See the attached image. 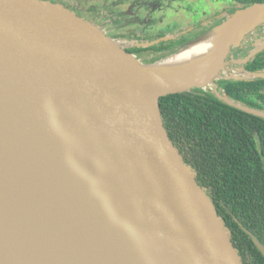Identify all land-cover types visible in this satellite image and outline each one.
I'll use <instances>...</instances> for the list:
<instances>
[{
	"label": "water",
	"instance_id": "water-1",
	"mask_svg": "<svg viewBox=\"0 0 264 264\" xmlns=\"http://www.w3.org/2000/svg\"><path fill=\"white\" fill-rule=\"evenodd\" d=\"M262 25L264 3L250 5L147 64L62 4L0 0V254L14 264H243L209 189L170 139L160 99L209 88L264 119L218 85ZM216 32L208 64L174 81L159 70ZM263 51L255 44L242 66ZM244 72L227 80L264 79ZM8 235L33 262L14 254Z\"/></svg>",
	"mask_w": 264,
	"mask_h": 264
},
{
	"label": "trees",
	"instance_id": "trees-1",
	"mask_svg": "<svg viewBox=\"0 0 264 264\" xmlns=\"http://www.w3.org/2000/svg\"><path fill=\"white\" fill-rule=\"evenodd\" d=\"M217 1L230 4L228 12L207 25L201 34L225 21L234 8L241 10L264 3V0ZM175 27L180 31V25ZM144 33L142 40L130 38L140 40L138 43L154 42L177 34V30L164 33L144 30ZM129 35V32L124 37L118 35V39ZM168 43L160 41L152 48L135 50L158 51L145 61L153 64L179 50L180 47L163 56L159 52ZM245 67L246 72L264 73V51ZM218 85L227 99L264 113V79L222 80ZM160 108L170 139L196 172L198 184L209 189L219 216L232 232L243 264H264V257L247 234H253L264 245V119L226 104L209 88L162 97Z\"/></svg>",
	"mask_w": 264,
	"mask_h": 264
},
{
	"label": "flooded vegetation",
	"instance_id": "flooded-vegetation-1",
	"mask_svg": "<svg viewBox=\"0 0 264 264\" xmlns=\"http://www.w3.org/2000/svg\"><path fill=\"white\" fill-rule=\"evenodd\" d=\"M187 1L188 0H104L102 2V0H96L97 4L90 5L88 1L58 0L53 3L62 4L67 9L75 12L79 17L99 26L103 31L106 30L104 32L112 39H118V35L124 37V35H128L129 32V36L120 39L126 44L124 48L130 51L131 54L136 56L142 63H145L146 60L154 56L158 51L138 52L135 50L136 47L131 43L140 40L134 41L131 40V38L140 37L141 39V37L145 35L144 30H153L158 33H164L169 29L177 30V34H172L167 40V42H170L167 47H163L161 52H159L163 56H166L168 53L175 51L178 47L187 44L189 41L201 35V32H203L207 25L209 26L211 23L216 22L214 20L221 19L223 14H226V11L228 12L230 7V5H226L224 10H221L219 13L218 11L213 13L211 8L217 7L218 4L222 2H218L217 0H190L194 2V4L198 2L200 8H197L198 19L189 22L186 17L193 16L190 14L189 7H194V4L184 3ZM201 3H204V5H201ZM173 14L180 15V17L183 18V23L176 20L173 21L171 18ZM211 14H213V16H210ZM132 15L134 16L130 17ZM175 25L181 26L180 31H178L179 28L175 27ZM136 28L139 30H136ZM242 68L244 71L246 70L245 65H243Z\"/></svg>",
	"mask_w": 264,
	"mask_h": 264
},
{
	"label": "bare ground",
	"instance_id": "bare-ground-1",
	"mask_svg": "<svg viewBox=\"0 0 264 264\" xmlns=\"http://www.w3.org/2000/svg\"><path fill=\"white\" fill-rule=\"evenodd\" d=\"M219 32L212 33L200 42L188 47L181 53L175 55L174 57L168 59L159 66V70L164 74V76L169 80H179L184 76H188L193 70H196L200 66L208 64L211 60L213 53L215 52V46L212 44L208 45L206 43H211L212 40L217 39ZM11 241V247L15 255L19 257L25 263L33 262L31 257L30 249L26 248L20 242L16 240L20 239L19 237L9 236ZM21 240V239H20ZM34 248L32 245L31 250ZM16 258V257H15ZM0 264H14L11 261H7L4 256L0 254Z\"/></svg>",
	"mask_w": 264,
	"mask_h": 264
},
{
	"label": "rangeland",
	"instance_id": "rangeland-1",
	"mask_svg": "<svg viewBox=\"0 0 264 264\" xmlns=\"http://www.w3.org/2000/svg\"><path fill=\"white\" fill-rule=\"evenodd\" d=\"M78 1H80V2L88 1V3L90 5L97 4L96 0H78ZM103 1L104 0H102V2ZM184 3H193L194 4V2H191L190 0H188L187 2H184ZM178 4H180V3H178ZM201 5H204V3H201ZM226 5L229 6L230 4H228L227 2H222L221 4L219 3L217 7H214V8L212 7L211 10L213 13H216L217 11L219 13L221 10H224L226 8ZM197 8H200V4L198 2L194 4V7L193 6L189 7L190 14L193 15V16L186 17L189 22H193V21H196L198 19ZM239 11L240 10L236 9V8L231 10V12H232L231 16L232 15L234 16V14H236ZM171 18L173 19V21H175V20L179 21V22L183 21V18L180 17V15H178V14H173ZM187 20H185V21H187ZM104 31H106V30H104ZM263 41H264V25L256 28L249 35H247V37L242 42V45L238 49H235L232 52L231 56L228 58V66L226 67L227 72L225 74H221L220 76L222 78H225V79H227L229 77L238 78V79L246 78L245 72L242 68V64H243L242 60L248 56L249 52H252V50L255 48V44L256 45L263 44L264 43ZM133 44H135V42Z\"/></svg>",
	"mask_w": 264,
	"mask_h": 264
}]
</instances>
